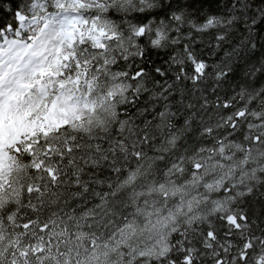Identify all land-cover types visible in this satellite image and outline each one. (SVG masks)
Listing matches in <instances>:
<instances>
[{"label":"snow or ice","instance_id":"snow-or-ice-1","mask_svg":"<svg viewBox=\"0 0 264 264\" xmlns=\"http://www.w3.org/2000/svg\"><path fill=\"white\" fill-rule=\"evenodd\" d=\"M0 264H264V0H0Z\"/></svg>","mask_w":264,"mask_h":264}]
</instances>
